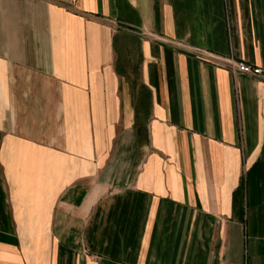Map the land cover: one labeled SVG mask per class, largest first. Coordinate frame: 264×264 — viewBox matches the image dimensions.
<instances>
[{
  "label": "crops",
  "instance_id": "obj_1",
  "mask_svg": "<svg viewBox=\"0 0 264 264\" xmlns=\"http://www.w3.org/2000/svg\"><path fill=\"white\" fill-rule=\"evenodd\" d=\"M264 0H0V264H264Z\"/></svg>",
  "mask_w": 264,
  "mask_h": 264
},
{
  "label": "built area",
  "instance_id": "obj_2",
  "mask_svg": "<svg viewBox=\"0 0 264 264\" xmlns=\"http://www.w3.org/2000/svg\"><path fill=\"white\" fill-rule=\"evenodd\" d=\"M228 67L233 75L247 74L251 76H264V70L260 66H253L243 60L231 59Z\"/></svg>",
  "mask_w": 264,
  "mask_h": 264
}]
</instances>
